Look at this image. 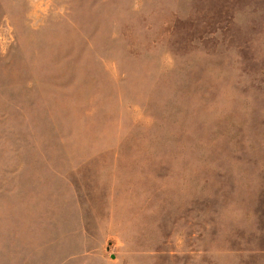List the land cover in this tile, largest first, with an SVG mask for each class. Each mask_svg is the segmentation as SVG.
<instances>
[{
  "label": "rangeland",
  "instance_id": "1",
  "mask_svg": "<svg viewBox=\"0 0 264 264\" xmlns=\"http://www.w3.org/2000/svg\"><path fill=\"white\" fill-rule=\"evenodd\" d=\"M0 264H264V0H0Z\"/></svg>",
  "mask_w": 264,
  "mask_h": 264
}]
</instances>
